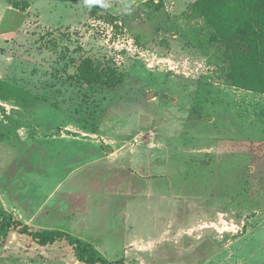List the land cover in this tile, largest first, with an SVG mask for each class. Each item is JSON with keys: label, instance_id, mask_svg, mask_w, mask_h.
<instances>
[{"label": "rangeland", "instance_id": "374dc122", "mask_svg": "<svg viewBox=\"0 0 264 264\" xmlns=\"http://www.w3.org/2000/svg\"><path fill=\"white\" fill-rule=\"evenodd\" d=\"M199 0H0V207L116 264H264V92ZM0 264H84L0 226Z\"/></svg>", "mask_w": 264, "mask_h": 264}, {"label": "trees", "instance_id": "16d2710c", "mask_svg": "<svg viewBox=\"0 0 264 264\" xmlns=\"http://www.w3.org/2000/svg\"><path fill=\"white\" fill-rule=\"evenodd\" d=\"M197 6L226 43L235 85L264 92V0H199ZM0 226L40 245L65 240L84 264H116L90 242L65 230H37L0 207Z\"/></svg>", "mask_w": 264, "mask_h": 264}]
</instances>
